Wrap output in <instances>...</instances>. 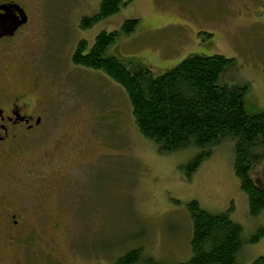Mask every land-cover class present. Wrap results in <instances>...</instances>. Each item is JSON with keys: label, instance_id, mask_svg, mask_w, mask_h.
Returning a JSON list of instances; mask_svg holds the SVG:
<instances>
[{"label": "rangeland", "instance_id": "obj_1", "mask_svg": "<svg viewBox=\"0 0 264 264\" xmlns=\"http://www.w3.org/2000/svg\"><path fill=\"white\" fill-rule=\"evenodd\" d=\"M100 2L26 1L38 7L27 27L35 37L18 51L16 47L12 56L24 63L20 74L43 102L45 118L59 120L52 131L64 130L72 142L60 148L59 176L72 166L69 160L74 169L67 186L45 198L64 214L58 228L51 237L23 239L21 264H115L133 246L160 262L184 261L190 256L186 204L191 200L212 214L229 210L242 227L244 241L264 230V212L249 214L235 177L232 141L217 145L188 180L183 166L197 150L159 154L137 131L124 90L103 73L71 62L79 41L90 47L99 32L119 30L125 20L135 19V31L120 35L104 56L128 60L133 70L145 65L153 75L193 54L232 58L234 67L225 80L246 86L248 113L263 112L264 0H130L92 27L80 29V18L96 13ZM79 145L83 158L71 160ZM251 176L264 185V152ZM260 256L264 235L244 244L236 261L251 264Z\"/></svg>", "mask_w": 264, "mask_h": 264}, {"label": "trees", "instance_id": "obj_2", "mask_svg": "<svg viewBox=\"0 0 264 264\" xmlns=\"http://www.w3.org/2000/svg\"><path fill=\"white\" fill-rule=\"evenodd\" d=\"M128 1L101 0L96 13L80 18L79 28L92 27ZM137 23L128 19L119 30L99 32L90 47L86 41H79L71 57L72 64L101 72L124 90L137 131L156 145L159 154L197 150L183 166L188 180L217 145L232 141L234 174L247 197L249 214L260 215L264 212V185L256 183L251 174L263 157L264 111L248 113L244 104L246 86L225 80L227 71L234 67V59L218 54H193L172 69L153 75L145 65L133 70L128 60L104 56L120 35L132 34ZM186 205L191 221L188 259L160 262L133 246L117 257L115 264H241L236 255L243 245L264 235L263 228H259L244 241L242 227L230 218L229 210L212 214L195 200ZM251 264H264V257Z\"/></svg>", "mask_w": 264, "mask_h": 264}, {"label": "flooded vegetation", "instance_id": "obj_3", "mask_svg": "<svg viewBox=\"0 0 264 264\" xmlns=\"http://www.w3.org/2000/svg\"><path fill=\"white\" fill-rule=\"evenodd\" d=\"M26 1L0 0V16L6 6L14 5L26 20L11 36L0 37V264H21L19 259L26 253L21 244L26 237L53 235L64 214L45 198L54 195L52 191L60 185L66 187L74 169L73 161L67 158L72 166L59 176L60 148L72 142L64 130L61 134L52 131L59 120L45 118L43 102L20 74L24 63L12 56L16 47L18 51L35 37V31L27 27L38 7H29ZM15 16L21 18L18 12ZM81 149L79 145L71 160L83 158Z\"/></svg>", "mask_w": 264, "mask_h": 264}, {"label": "water", "instance_id": "obj_4", "mask_svg": "<svg viewBox=\"0 0 264 264\" xmlns=\"http://www.w3.org/2000/svg\"><path fill=\"white\" fill-rule=\"evenodd\" d=\"M18 12L21 20L15 16ZM25 15L21 13L18 7L10 5L5 7V13L0 16V37L11 36L16 29L25 23Z\"/></svg>", "mask_w": 264, "mask_h": 264}]
</instances>
